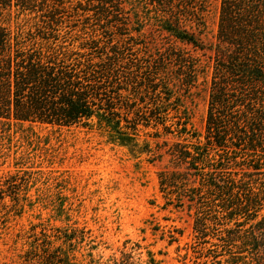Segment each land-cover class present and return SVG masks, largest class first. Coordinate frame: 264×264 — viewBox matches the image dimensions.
<instances>
[{"label":"rangeland","instance_id":"1","mask_svg":"<svg viewBox=\"0 0 264 264\" xmlns=\"http://www.w3.org/2000/svg\"><path fill=\"white\" fill-rule=\"evenodd\" d=\"M77 1L53 0L34 12L18 13L12 7L0 15V31L25 52L43 51L55 43L68 52L104 58L126 44L129 51L123 61L131 70L139 63L141 75L167 50L187 48L185 52L196 57V87L182 91L173 78L178 67L170 60L162 65L164 74L156 76L176 86L175 95L184 96L180 105L185 110L179 117L187 119V134H178L174 125L166 137L161 127L158 132L140 127L136 142L139 147L147 144L152 153L132 158L125 147L108 143L96 130L0 122V264H37L34 255H43L42 234L53 241L54 235L65 233L81 241L72 253L79 264H120L126 257L135 264H147L150 258L155 264H229L225 260L231 257L217 240L212 214L203 216L205 229H198L205 236L199 238L194 230L197 208L189 209L187 202L180 205L175 197L168 203L158 184L159 171L178 169L166 154L169 146L195 143L192 135L204 142L206 85L213 71L211 52L181 45L162 26L179 20L209 47L216 40L221 0H199L192 6L169 0L167 7L120 0L112 8L100 5L101 0H82L81 6ZM54 9L58 14L50 21ZM82 45L95 48L81 50ZM204 71L207 76L202 78ZM171 116L167 125L178 119Z\"/></svg>","mask_w":264,"mask_h":264},{"label":"trees","instance_id":"2","mask_svg":"<svg viewBox=\"0 0 264 264\" xmlns=\"http://www.w3.org/2000/svg\"><path fill=\"white\" fill-rule=\"evenodd\" d=\"M81 1H77L79 6ZM118 1L101 0L99 4L112 8ZM147 1L170 6L169 0ZM177 1L192 6L199 0ZM52 2L0 0V15L12 7L18 13L42 11ZM175 22L164 23L162 31L195 52H211L213 71L206 85L204 142L192 135L195 143L175 142L168 147L166 154L178 169L158 172L160 193L168 203L175 197L180 205L187 202L189 209L197 208L199 223L194 230L199 238L205 236L203 216L212 214L217 240L231 257L225 262L264 264V0H221L216 40L209 47L179 20ZM17 45L0 31V122L96 130L108 143L125 147L132 158L152 153L147 144L139 147L136 142L140 127L155 132L161 127L166 137L172 134L171 127L178 126V134H187V119L179 117L185 110L180 105L184 96L175 95L176 86L156 77L164 74L162 65L170 60L178 67L173 78L182 91L196 87V57L185 52L187 48L167 50L141 75L144 71L139 63L131 70L123 61L129 51L126 44L104 58L68 52L55 43L43 51L26 52ZM85 46L95 48L82 45L80 49ZM206 76L204 71L202 78ZM171 112L178 119L167 125ZM155 138L159 139L157 133ZM162 144L166 147L168 141ZM42 236L43 255H34L37 264H79L72 255L81 242L75 236L54 235L53 241ZM55 242L61 244L55 246ZM128 258L120 264H135ZM147 264L155 263L150 258Z\"/></svg>","mask_w":264,"mask_h":264}]
</instances>
